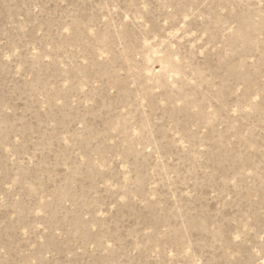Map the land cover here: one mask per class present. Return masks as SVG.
<instances>
[{"label":"rangeland","instance_id":"1","mask_svg":"<svg viewBox=\"0 0 264 264\" xmlns=\"http://www.w3.org/2000/svg\"><path fill=\"white\" fill-rule=\"evenodd\" d=\"M0 264H264V0H0Z\"/></svg>","mask_w":264,"mask_h":264}]
</instances>
